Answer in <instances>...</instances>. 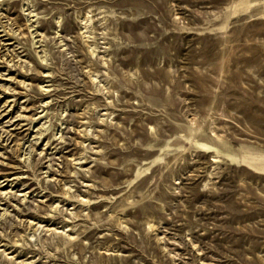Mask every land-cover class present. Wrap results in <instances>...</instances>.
Returning a JSON list of instances; mask_svg holds the SVG:
<instances>
[{
	"label": "rangeland",
	"instance_id": "1",
	"mask_svg": "<svg viewBox=\"0 0 264 264\" xmlns=\"http://www.w3.org/2000/svg\"><path fill=\"white\" fill-rule=\"evenodd\" d=\"M0 264H264V0H0Z\"/></svg>",
	"mask_w": 264,
	"mask_h": 264
}]
</instances>
